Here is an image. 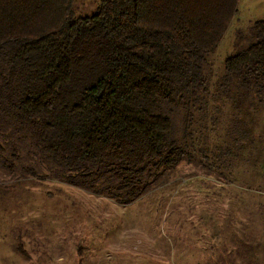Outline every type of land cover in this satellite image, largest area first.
I'll list each match as a JSON object with an SVG mask.
<instances>
[{"label": "trees", "instance_id": "1", "mask_svg": "<svg viewBox=\"0 0 264 264\" xmlns=\"http://www.w3.org/2000/svg\"><path fill=\"white\" fill-rule=\"evenodd\" d=\"M74 2L0 0V166L10 178L55 179L123 205L164 187L183 161L227 179L218 163L233 167L249 134L218 131L209 117L207 67L240 0H100L85 14ZM252 29L225 70L264 106V19ZM256 228L215 229L202 253L222 259L199 264L264 257ZM21 229L16 248L28 256ZM230 230L233 240H218Z\"/></svg>", "mask_w": 264, "mask_h": 264}, {"label": "rangeland", "instance_id": "2", "mask_svg": "<svg viewBox=\"0 0 264 264\" xmlns=\"http://www.w3.org/2000/svg\"><path fill=\"white\" fill-rule=\"evenodd\" d=\"M99 2L75 0V13H91ZM257 19H264V0H240L239 12L209 55V117H217L218 131L238 124L249 134L242 153L232 159L233 167L228 161L218 163L227 179L183 161L167 173L164 187L123 205L55 179L17 181L0 166V264H199L222 259L202 253L215 229L245 224L257 229V223L263 228L264 199L259 192L264 191V106H255L252 95L225 70L226 57L252 40ZM215 139L225 142L224 135ZM35 218L41 220L38 225L31 221ZM72 222L73 229L63 231L60 223ZM19 227L22 233L26 227L28 256L16 248ZM82 235L86 238L79 251ZM218 237L234 239L232 230ZM251 259L252 264H264V257H234V262L249 264Z\"/></svg>", "mask_w": 264, "mask_h": 264}]
</instances>
